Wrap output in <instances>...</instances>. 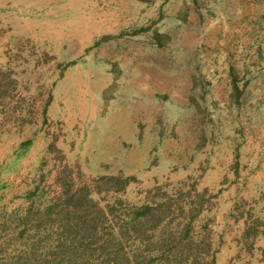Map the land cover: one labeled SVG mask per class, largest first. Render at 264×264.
<instances>
[{"label":"rangeland","instance_id":"obj_1","mask_svg":"<svg viewBox=\"0 0 264 264\" xmlns=\"http://www.w3.org/2000/svg\"><path fill=\"white\" fill-rule=\"evenodd\" d=\"M264 264V0H0V264Z\"/></svg>","mask_w":264,"mask_h":264},{"label":"trees","instance_id":"obj_2","mask_svg":"<svg viewBox=\"0 0 264 264\" xmlns=\"http://www.w3.org/2000/svg\"><path fill=\"white\" fill-rule=\"evenodd\" d=\"M72 264H75L73 261L71 262ZM25 264V263H24ZM42 264H46L45 262H42ZM140 264V263H139Z\"/></svg>","mask_w":264,"mask_h":264}]
</instances>
